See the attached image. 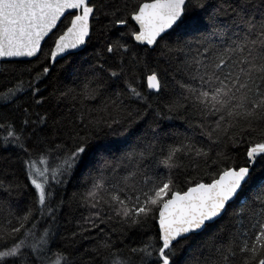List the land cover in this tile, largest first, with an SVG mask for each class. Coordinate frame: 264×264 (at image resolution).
Here are the masks:
<instances>
[{"label": "snow or ice", "instance_id": "snow-or-ice-1", "mask_svg": "<svg viewBox=\"0 0 264 264\" xmlns=\"http://www.w3.org/2000/svg\"><path fill=\"white\" fill-rule=\"evenodd\" d=\"M111 3L0 0V58L38 57L42 42L53 37L50 59L77 55L72 50H83L94 22L103 16L112 27H128L131 19L136 27L130 37L136 46L150 51L159 47L170 65L150 71L147 88L155 99L145 96L134 83L147 53L142 57L121 43L127 39L121 34L96 53L103 62L92 65L83 78L79 72L74 75L73 87L45 97L39 83L50 67L43 64L39 71L21 69L7 81L12 86L0 91V107L13 106L22 119L17 130L16 121L0 113V129L7 130L3 143L19 150L17 162L29 183L21 184L14 171L0 170V188L10 195L31 186L37 195L35 208L28 206L22 214L0 200V264H77L68 252L51 251V226L38 234L40 221H55L63 203H52L55 186L66 184L77 172L87 186L79 204L89 214L66 239L97 242L85 250L92 256L86 264H95L96 257L102 264H264V176L255 175L257 162L264 161V0H124L122 7ZM177 30L174 43L161 44ZM105 53H122L118 71L106 67ZM4 72L17 69L5 67ZM24 73L31 77L28 81ZM105 73L110 80H123V90L114 91L94 115L85 101L108 92ZM21 95L30 101L21 102ZM126 100L141 106L129 110ZM49 103L51 111H34L33 106ZM173 118L199 129L209 142L207 151L189 136L166 143L171 137L161 121ZM105 129V135L124 137L126 143L134 139L121 151L102 142ZM212 145L223 149L214 157ZM229 149L244 150L243 166ZM201 162L216 169L208 173L210 182L186 180L187 189L179 190V173L199 168ZM161 166L163 175L157 170ZM9 174L13 180L5 184ZM154 220L157 234L139 244L117 247L111 238L110 233L123 234L125 229L146 234L145 225ZM93 230L97 236L90 235ZM204 233L209 235L201 248L181 260L179 253L190 239Z\"/></svg>", "mask_w": 264, "mask_h": 264}, {"label": "trees", "instance_id": "trees-1", "mask_svg": "<svg viewBox=\"0 0 264 264\" xmlns=\"http://www.w3.org/2000/svg\"><path fill=\"white\" fill-rule=\"evenodd\" d=\"M97 3H104L105 0H95ZM128 2L134 3L135 0H128ZM124 4V0H112L110 6L122 7ZM95 23V29L91 40L87 43V45L83 48V50L78 51L77 55H66L65 57L57 60L53 66H50V52L53 47V38H47L44 44L42 45V53H39L38 57L27 60V61H4L1 63L0 69V91L4 90V87H11V84H8L7 81L11 79L13 76L17 75V73L24 68L34 67L36 71H39V65L43 64L45 67H50V74L43 79L41 83H39V87L43 90V94L45 97L49 95V93L53 92L56 89H63L64 87H73L74 85V75L79 72V76L83 78L85 72L91 68L92 65L97 64L98 62H103L97 60L96 53L103 52L105 44L110 40H115L120 37L121 34H124L127 39L121 41V43H127L134 52H139L142 57L147 53L146 65H141L136 70V79L138 83H134V86L138 87V90L143 92L145 96H150V99H155L154 95H150L149 89L146 86L145 79L150 71L154 68L164 69L169 68L170 65L167 63V58L161 56V49L158 47L154 51H150L149 49H145L142 47H137L135 42L130 37V31L135 25L129 19L128 27L117 25L112 27L109 25L108 19H105L101 16L100 21ZM108 25V27H105ZM180 34L179 30L176 33H172L170 36H166L164 41H161V44L165 42L174 43L177 39V36ZM122 53L115 54H104V59L107 60L106 67H111L113 70H119L120 68V60ZM48 57V59H46ZM131 58V53L125 55V65H127L128 61ZM5 67L11 69L15 67L17 69L16 73L13 72H4ZM35 75V72L32 73ZM104 75V80L108 84V92L103 96L99 97L93 101H85L87 108L94 110V115H98L95 110L100 109L104 102L109 98V96L116 91L117 89L123 90V80L113 81L110 80L107 74ZM31 77L28 73L23 74V79L28 81ZM179 78V77H177ZM79 83V80L75 81ZM27 87V84L25 85ZM172 85L169 83V89H171ZM30 96L21 95L20 101H30ZM126 106L129 107V110L134 108H139L141 103L135 100L125 101ZM27 107L28 105L25 104ZM11 105L8 108L0 107V113L8 118L16 121V128L19 130L20 128V120L22 119L19 113H15L12 111ZM52 104H45L42 107L35 108L33 106L34 111L40 112L43 114L45 110L51 111ZM61 109H64V105H61ZM61 109H56L57 112H60ZM66 111V109H64ZM114 114V113H113ZM35 119V117H33ZM3 120H0V123H3ZM50 123V121H49ZM144 127L143 124L139 126V128ZM161 127L169 133L171 137L166 141V143H172L176 138H182L184 136H189L193 138V142L197 144L199 147H203L206 151L209 147V142L207 137H204L200 134V130L190 126L189 122L179 118H173L171 120H162ZM139 128H135L134 131L138 135ZM31 131V129H29ZM108 130L105 129L100 133L102 137V142H111L114 144L116 148H119L123 151L127 148L128 143L134 139L133 137H129L127 143L124 141V137L118 135H105ZM6 129H0V170L11 173H16V179L19 180L21 184H28L29 182L26 180L24 176V171L22 166L17 162V156L20 155L19 150L15 148L13 145L8 144L4 145L3 137L6 135ZM173 133L179 134L178 137L172 136ZM213 147V157L215 152L222 151L223 149L212 145ZM121 154L120 151L115 152V156H119ZM228 154L231 155L236 164L243 166L245 164V156L244 150L241 149L239 152L228 150ZM38 160L39 157L37 156ZM161 175L165 174V170L161 166L157 169ZM215 168H208L202 162L199 165V168L189 167L185 172L182 170L179 173L180 179L177 181L179 186V190L184 191L187 189L189 184L186 180H202L203 182H210V178L208 173L215 172ZM124 173H121L123 175ZM255 175L259 178L264 176V161H258L256 165ZM5 184L8 181L13 180V176L11 174L4 177ZM86 185L84 183V176L81 172L75 173L72 177L68 178V182L64 185H58L54 188V199L52 201L53 205L63 202L59 209L56 212L55 221L51 219V217H45L40 221L38 225V234L42 233L45 228L51 226V231L54 235L50 239L49 247L52 252H56L57 250H63L70 254L71 258L77 261V264H86L87 261L92 259V256L89 253H86L85 250L92 249L96 245L95 240H85L82 238H77L75 242L66 239V237H70L73 231H77V222L81 220L82 216H87L89 213L86 208L79 204V194H82L86 191ZM74 194L75 198H74ZM36 192L35 189L29 186L26 189H22L20 192L13 191L10 195L5 192L4 188H0V200H7L14 211L17 214H22V212L26 209V207L31 206L35 208L36 206ZM39 219V217H37ZM158 218V214H157ZM218 223H223L220 221ZM30 226V225H29ZM105 231H109L108 225H102ZM157 223L156 220L151 221L149 225H145L144 231L146 234H142L141 229H125L124 233L120 232L110 233L113 241L116 242L117 247H124L125 245H133L139 244L142 241L146 240L148 236H155L157 234ZM88 235V234H86ZM91 236H97L98 233L93 230L90 234ZM208 233H204L202 235L193 236L188 242V246L179 253V258L184 260L187 257L189 251L196 252L205 240L208 238ZM102 238V237H101ZM71 245V246H69ZM51 255V253H50ZM95 264H102V260L100 257L95 258Z\"/></svg>", "mask_w": 264, "mask_h": 264}, {"label": "water", "instance_id": "water-1", "mask_svg": "<svg viewBox=\"0 0 264 264\" xmlns=\"http://www.w3.org/2000/svg\"><path fill=\"white\" fill-rule=\"evenodd\" d=\"M131 20V19H130ZM132 23L135 25V23L132 21ZM135 27H136V25H135ZM47 39V38H46ZM46 41V40H45ZM45 41H43L42 42V45L44 44V42ZM85 46H82V49L84 48ZM51 51H52V49H51ZM72 51H74V52H78V51H80V50H72ZM39 55V54H38ZM50 56H51V52H50ZM66 56V55H65ZM64 56V57H65ZM34 58H36V57H13V58H0V69H1V63L2 62H4V61H27V60H32V59H34ZM59 59H61V57H57L55 60H52V59H50V66L52 67L53 66V64L57 61V60H59ZM147 77V76H146ZM145 83H146V86H147V80L145 79ZM157 220H158V218H157ZM156 223H157V221H156ZM157 226H158V224H157Z\"/></svg>", "mask_w": 264, "mask_h": 264}]
</instances>
